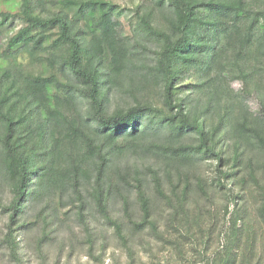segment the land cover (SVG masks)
<instances>
[{
    "label": "trees",
    "instance_id": "trees-1",
    "mask_svg": "<svg viewBox=\"0 0 264 264\" xmlns=\"http://www.w3.org/2000/svg\"><path fill=\"white\" fill-rule=\"evenodd\" d=\"M0 19L12 264L47 262L67 220L94 259L104 225L130 262L264 264V0H20Z\"/></svg>",
    "mask_w": 264,
    "mask_h": 264
},
{
    "label": "rangeland",
    "instance_id": "rangeland-1",
    "mask_svg": "<svg viewBox=\"0 0 264 264\" xmlns=\"http://www.w3.org/2000/svg\"><path fill=\"white\" fill-rule=\"evenodd\" d=\"M125 2L126 0H121V2ZM19 3L20 0H0V12H9V13H16L19 7ZM126 14H124L122 16V19L120 21V23L123 25V27L125 28L127 33H130V26L128 25V17H125ZM1 20V19H0ZM12 20H14L15 25L18 26L20 24L19 20L17 18H13ZM6 24V23H5ZM6 32V35H4L5 37H7L8 33H13L15 29H7V27L4 25V29ZM6 40V39H3ZM20 59L22 58L19 57ZM24 59V57H23ZM5 64V59H3L0 56V65H4ZM111 97V103L116 104L118 102H122L120 101L119 95L118 93H112L110 95ZM4 216L0 215V240L2 237V233L1 230L3 229L4 226ZM67 224L64 223V226H62L61 228H59V231L57 232V237L60 238L62 233H66V239L65 242L62 244V249H60L58 247L59 243L56 239H54V235L55 233H51L49 235H51L53 237L54 240H52L51 244L52 246L50 247V251L47 252V262H45L44 264H48L49 262H56L57 260L59 261L58 264H165V258L164 261L162 258H156V259H152L148 256V254L142 252L140 249H135V251H137V257H135V259L130 262V257H128V254L126 253V251L120 246V244L118 243L117 239L115 238V236L112 233V229L101 225V230H103V232L105 233V239H104V244H105V249H102L99 247V243H97L96 245H94L95 250L93 252L94 255H97L99 257V259H94L95 257L93 256H89L88 252H87V245L85 243H83L84 241L82 238L81 233L75 229L76 231L74 232H69V230H67V225H70L69 220H67ZM40 225V222L39 224ZM66 229V231H65ZM35 236L34 231H29V233H27L26 237L28 239H33ZM23 235L20 236V240L23 241ZM70 238V239H69ZM70 241L72 242L73 248H72V252L71 254H69V251L71 250V246H70ZM101 241V240H100ZM99 242V241H97ZM45 245V244H43ZM33 252V251H32ZM46 254V253H45ZM25 255H26V261L25 264H37L38 263V256L35 255V253H31L29 251H25ZM0 264H12L9 261V258L6 254L5 249L1 246L0 243ZM171 264V263H169ZM174 264H181V260L176 259V263ZM182 264H187V263H182Z\"/></svg>",
    "mask_w": 264,
    "mask_h": 264
}]
</instances>
